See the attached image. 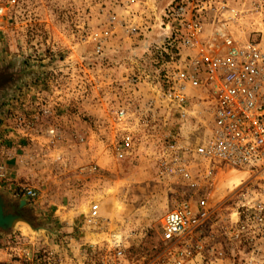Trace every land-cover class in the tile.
<instances>
[{"label": "rangeland", "instance_id": "rangeland-1", "mask_svg": "<svg viewBox=\"0 0 264 264\" xmlns=\"http://www.w3.org/2000/svg\"><path fill=\"white\" fill-rule=\"evenodd\" d=\"M234 1L246 9L254 6L253 0ZM177 2L0 0L5 6L0 18V148L6 151L0 160V191L9 209L26 200L20 214L39 228L18 223L10 233L0 230L1 262L16 264L20 247L32 240L58 249L65 261L99 263L105 240L114 232L127 238L132 259L161 255L163 219L189 196L167 175V146L176 138L192 140L193 128L157 109L155 116L143 117L151 123L138 122L137 153L115 160L107 147L106 110L120 105L148 109L152 90L147 76L154 78L162 59L149 49L162 41L165 8ZM134 23L139 34L128 31ZM106 30L109 35L97 53L94 36ZM135 76L142 77L138 85L130 83ZM48 102L55 116L44 118L38 135L23 139L19 116H31ZM51 125L56 127L52 140L45 131ZM26 186L35 188L37 196H25ZM238 196H217L225 202L195 235L202 234L207 246L197 264H246L244 247L224 233ZM96 203L99 216L92 218L89 211Z\"/></svg>", "mask_w": 264, "mask_h": 264}, {"label": "built area", "instance_id": "built-area-1", "mask_svg": "<svg viewBox=\"0 0 264 264\" xmlns=\"http://www.w3.org/2000/svg\"><path fill=\"white\" fill-rule=\"evenodd\" d=\"M253 5L246 9L234 0H178L165 8L162 41L149 49L162 59L154 78L147 76L152 90L148 109L120 105L106 110L107 147L115 160L137 153L138 122L151 123L143 117L155 116L157 109L193 128L192 140L176 138L167 146V175L189 196L163 219L161 255L132 259L127 238L114 232L105 240L99 263L65 261L58 249L31 240L30 246L20 247L16 264H197L207 246L202 234L195 235L225 202L217 196L232 194L239 198L225 219L224 233L244 247L246 264H264V0H253ZM4 9L0 4V18ZM128 27L139 34L137 24ZM108 35L106 30L94 36L97 53ZM141 82V76L130 81ZM53 107L48 102L31 116H19L23 139L38 135L44 118L55 116ZM45 131L52 140L56 127ZM5 153L1 147L0 160ZM221 181L226 185H217ZM22 191L27 197L38 194L29 186ZM99 211V204H93L89 216L97 218Z\"/></svg>", "mask_w": 264, "mask_h": 264}, {"label": "water", "instance_id": "water-1", "mask_svg": "<svg viewBox=\"0 0 264 264\" xmlns=\"http://www.w3.org/2000/svg\"><path fill=\"white\" fill-rule=\"evenodd\" d=\"M26 200H21V205H25ZM14 218H20L24 221H26L28 224L29 222L27 219H25L20 213H18L15 209H9L7 208L6 202L3 198V194L0 191V230L10 233L12 229H14L15 225L13 224ZM33 227V226H32ZM35 228V227H33ZM39 229V228H35Z\"/></svg>", "mask_w": 264, "mask_h": 264}, {"label": "bare ground", "instance_id": "bare-ground-1", "mask_svg": "<svg viewBox=\"0 0 264 264\" xmlns=\"http://www.w3.org/2000/svg\"><path fill=\"white\" fill-rule=\"evenodd\" d=\"M13 224L16 226L18 223H21V224H23L25 227H27L28 229H30V230H39V229H35V228H33L30 224H28L26 221H24V220H22V219H20V218H14L13 219Z\"/></svg>", "mask_w": 264, "mask_h": 264}, {"label": "flooded vegetation", "instance_id": "flooded-vegetation-1", "mask_svg": "<svg viewBox=\"0 0 264 264\" xmlns=\"http://www.w3.org/2000/svg\"><path fill=\"white\" fill-rule=\"evenodd\" d=\"M12 206H13V209H16L18 213L24 214L23 210H22L23 207H20L19 204L16 206H15V204H13ZM7 208H9V207L7 206Z\"/></svg>", "mask_w": 264, "mask_h": 264}, {"label": "trees", "instance_id": "trees-1", "mask_svg": "<svg viewBox=\"0 0 264 264\" xmlns=\"http://www.w3.org/2000/svg\"><path fill=\"white\" fill-rule=\"evenodd\" d=\"M146 45L148 46V44L146 43ZM1 73V72H0Z\"/></svg>", "mask_w": 264, "mask_h": 264}]
</instances>
